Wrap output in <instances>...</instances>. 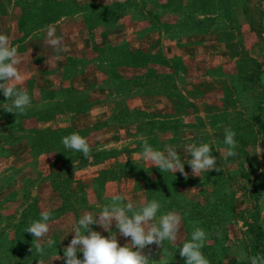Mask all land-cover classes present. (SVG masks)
<instances>
[{
    "label": "rangeland",
    "instance_id": "1",
    "mask_svg": "<svg viewBox=\"0 0 264 264\" xmlns=\"http://www.w3.org/2000/svg\"><path fill=\"white\" fill-rule=\"evenodd\" d=\"M50 24L64 40L58 60ZM0 34L24 58L18 87L32 101L14 115L0 91V264H64L55 258L73 225L116 191L160 202L157 220L182 216L177 243L143 250L150 264H185L179 246L194 226L207 233L210 264L264 254V153L254 154L264 148V0H0ZM225 127L238 142L227 160ZM72 133L87 138L89 158L63 146ZM144 140L172 145L187 179L143 161ZM204 143L220 171L193 176L185 146ZM44 210L40 256L25 229ZM112 232L120 246L131 242L115 222Z\"/></svg>",
    "mask_w": 264,
    "mask_h": 264
},
{
    "label": "clouds",
    "instance_id": "2",
    "mask_svg": "<svg viewBox=\"0 0 264 264\" xmlns=\"http://www.w3.org/2000/svg\"><path fill=\"white\" fill-rule=\"evenodd\" d=\"M46 45L52 49L55 59L58 60L65 45L63 37L56 35V28L51 24L47 26ZM23 61L24 58L18 53L17 48L11 45L10 38L0 34V91L6 101H12L11 105L5 104L2 108L14 115L26 114L32 105L27 91L18 87L24 80L19 67ZM235 136V131L225 127L224 144L228 146L224 153L225 160L238 154ZM62 144L66 149L82 153L84 158L90 157V144L87 138L78 133L63 137ZM185 151L191 156L187 164L190 165L193 176H200L201 173L212 170L220 171L217 157L212 155V147L209 144L186 145ZM262 153L264 148L260 147L259 142L254 154L260 158ZM140 156L149 166L159 168L162 173L170 172L175 175L179 172L185 179L188 177L185 163L172 145H165L164 151H160L144 140ZM161 208V203L155 199L139 204L132 199L126 200L122 192L116 191L111 197V203L105 205L97 215L85 213L79 218L69 231L74 233V237L64 249L63 257L58 255L55 259H63L64 264H150L152 259L143 253L147 246L155 244L164 247L166 241L175 244L179 240L182 216L176 211H169L159 216L157 220V213ZM50 219L51 212L44 210L40 213V219L31 221L25 229V232L34 237L31 251L35 248V252L40 256L45 254V248L40 241L50 232ZM114 222L119 234L130 238L129 244L119 245L116 233L112 232ZM92 225H98L110 235L107 237L101 235L99 231L91 229ZM206 239L205 230L194 226L191 239L179 246V254L185 259V264H210L202 252ZM52 244L53 241L49 240L48 247H52ZM78 252L83 253V259L77 257ZM245 256L246 254L241 251L240 257ZM248 259L250 264H264V254H257ZM39 264H42V261H39Z\"/></svg>",
    "mask_w": 264,
    "mask_h": 264
}]
</instances>
